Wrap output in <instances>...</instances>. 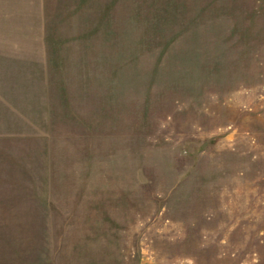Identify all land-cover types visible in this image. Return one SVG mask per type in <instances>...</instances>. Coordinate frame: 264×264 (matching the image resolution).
Listing matches in <instances>:
<instances>
[{
  "label": "rangeland",
  "instance_id": "1",
  "mask_svg": "<svg viewBox=\"0 0 264 264\" xmlns=\"http://www.w3.org/2000/svg\"><path fill=\"white\" fill-rule=\"evenodd\" d=\"M0 264H264V0H0Z\"/></svg>",
  "mask_w": 264,
  "mask_h": 264
}]
</instances>
